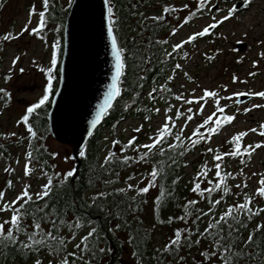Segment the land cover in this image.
Wrapping results in <instances>:
<instances>
[{
	"label": "rangeland",
	"instance_id": "374dc122",
	"mask_svg": "<svg viewBox=\"0 0 264 264\" xmlns=\"http://www.w3.org/2000/svg\"><path fill=\"white\" fill-rule=\"evenodd\" d=\"M68 2L69 0H60L62 6ZM33 5L37 10H40L41 0H9L1 11L0 36L11 32L17 38L10 41L0 40L3 45L0 61V88L9 93L7 97L3 95V100L0 102V140L10 143L6 145V155L0 154V191L5 194L0 200V207L5 202L15 200L25 185L30 186L29 191L35 199L34 194L39 192L47 182V176L44 175L42 169L26 159L28 148L13 144L20 141L22 137L23 125L19 121L25 114L26 108L37 102L43 93L46 81L38 70V66H49L51 45L58 44L55 26L38 34H30L29 31L20 35L26 24L29 29L37 27V15L32 16L31 23L28 24L29 10ZM184 5H187L184 0H150V4L147 3L145 8L144 17L163 14L164 7L179 8ZM214 5H220L221 8L213 12L211 8ZM223 5L224 7H222ZM229 10L232 12L231 17L223 20ZM181 20L183 18H178L176 23L173 20L175 26L171 28L172 33L169 30L165 32L168 35V49L171 53L177 43H180L188 51L186 60L177 58V54L175 55L173 68L169 73V76H173L170 86L175 96L183 95L192 103L174 99L169 105L154 106V110L149 115L145 113L142 115L132 114L126 120L102 130L103 141L100 155L102 158L105 157L107 147L112 151H121L119 148L134 136L137 138L134 144L149 143L148 137L152 136L158 126L164 122L165 110L169 106L172 111H168L167 115L174 121L172 132L177 133L183 129L181 134L189 137L197 125L216 112L218 100L219 105L224 107V113L232 115L234 119L229 126L211 134L208 143L204 144L201 150H195L188 155L189 166L185 172L184 168L182 169V179L185 184H192L196 179L197 169L200 168L201 171V166L204 164H207L209 171L206 177H201L205 180L215 179L214 164L219 162L222 165V173H231V185L234 188L231 201L243 203L244 194H247L252 201L251 204L258 205L260 201L257 197V189L261 187L259 181L264 179V147L251 152V158L247 165L245 164L247 158L244 156L232 157L225 153L235 147L229 142L233 135L240 132L247 133L241 139L240 147L254 146L257 143L264 144V136L260 134L264 132V129L260 128V125L264 124V107H254V105L264 104V98L249 94L264 91V0H248L246 7L239 11H233L231 4H224L221 0L212 1L205 13L193 23L184 25ZM217 21L222 22L217 23L215 27L216 36L210 40H199L194 49H189L188 37ZM173 29H175V33H173ZM235 42H243L247 48L241 53H236L233 46ZM16 57H19V60L13 65L12 61ZM208 57H212V59L209 60ZM177 64L181 67L176 68ZM20 68L24 69L23 73L19 71ZM250 73H255V75H250ZM6 76L11 77L7 82L5 81ZM234 77L238 78L236 82L233 81ZM205 89L216 91L219 96L203 100L197 99L203 95ZM241 93L251 95L252 98L244 104L238 105L237 101ZM225 97H230V99H225ZM157 108L160 109L158 113L155 111ZM189 108L192 109V112H188ZM245 108L249 111L245 112ZM176 109L182 113L179 119L175 117ZM188 115L193 117L191 121H187ZM219 115L220 113L216 112L212 119L218 118ZM145 117L148 119L146 120ZM137 127H141L140 132L134 131ZM251 129H256V131L253 132ZM12 133L16 135H11ZM117 140L120 143L114 145L112 142ZM172 140V138H168L166 142ZM50 144L54 150L60 153L58 162L62 168L71 167L69 160L71 148L55 141H50ZM129 147L133 150L132 146ZM208 148L213 149V152H208ZM215 154L221 155V161L213 160ZM199 158H201V163L196 161ZM26 163L31 169L28 176L24 175ZM240 168H244L241 174ZM5 169H9V171H5ZM137 180H140V177ZM8 181L12 182L11 187H8ZM244 184H247V187H244ZM231 201L226 200L223 205L232 203ZM10 214V210L0 212V223ZM82 232L83 230H78L76 239H71V231L66 227V238L70 239L67 245L68 250L74 248V244L78 242ZM45 254L49 258L48 261L54 259L50 253ZM187 264L196 263L190 259Z\"/></svg>",
	"mask_w": 264,
	"mask_h": 264
},
{
	"label": "trees",
	"instance_id": "16d2710c",
	"mask_svg": "<svg viewBox=\"0 0 264 264\" xmlns=\"http://www.w3.org/2000/svg\"><path fill=\"white\" fill-rule=\"evenodd\" d=\"M49 2L50 10L46 13V26L58 24L62 42V29L68 8H61L59 0H49ZM143 3L147 4L146 0H111L114 9V33L118 46L123 49L122 59L125 61L124 74L119 82L120 95L104 117L101 126L86 142L85 155L81 156L82 164L77 177L73 180L70 177L59 188L55 186L59 184L63 174L67 171L63 172L60 168L57 169L59 167L58 152L50 144L47 121L50 103L47 105L46 111L38 110V113H34L30 118L31 126L37 131V138L31 139L32 158L48 174H53L54 189L53 193L43 201L34 200L30 208L34 210L37 207H44L45 212H55V215L48 219H55L57 225H59L60 218L67 222L77 218L82 219L83 222L91 221V224L85 223V226H88L87 231L91 226L97 228L98 247L111 249L110 253H98L95 257V264H136L138 259L142 261V264H186V261L191 257L202 261L200 252L211 247L213 230L210 229L209 233L204 236L198 234L204 231L210 221L218 219L220 213L227 210V205L237 204L232 201V203H225L222 206L219 203L212 207L213 201L225 202L227 200L225 196L232 192L227 183L228 179L225 183L230 189L229 194H224L222 189H216L211 193L204 191L201 196L191 191L193 184H184L181 172L186 166L185 156L199 148L205 139H201L194 148L189 140L184 139V144L175 151L163 145L165 154H155L154 150L147 163L143 161L137 163L139 154L144 151L139 149L127 155L132 158L127 163L120 159L125 155L118 156L117 153V158H113L111 163H105V160L101 161L99 144L102 129L125 118L129 108L134 104L140 110L146 111V107H142L138 103L140 91L145 88L152 90L155 88L156 91H152V101L166 102L172 96L170 92L159 87L169 68V61L165 57L162 43H158L161 41L158 34L162 24H160V20L153 22L150 17L142 19ZM198 3L199 0L196 1V7ZM203 8L198 9L197 7V11L200 12ZM55 77L54 83L57 87L58 68ZM205 128L207 127H199L203 136L207 137L208 132ZM191 137L197 139L195 136ZM184 148H188L190 151L184 152V155L181 156L179 153ZM52 153H56L55 158L51 155ZM161 164L164 165V171L161 174L164 178L161 181L158 177L157 180L164 185L166 190L162 207L154 204L155 198L159 195V183L150 187L149 192L143 195H138L136 191L130 195L128 193L131 190H127V188L124 193L117 191L121 182L124 183L127 178L139 174L143 175V180L138 187H144L149 179V172L153 167L159 168ZM126 169L129 171L128 174L125 172ZM198 171L200 168L197 169ZM57 172L61 173V177L54 176ZM120 177H123L122 181ZM173 180L177 181L175 185L172 184ZM199 182L202 191L212 187L202 177L199 178ZM214 183L216 182L213 181ZM169 192L171 195H167ZM98 193L104 195L97 196ZM93 196H97L95 204L91 199ZM133 197L135 199H132ZM191 200H195L196 203L188 204ZM261 202V205L257 207L248 205L252 212L259 213L255 216H249L243 211L234 209L233 214L240 221L231 219L229 221L234 228L232 232L234 250H239L242 242L247 239L249 233H253L258 224L264 225V212L260 211L264 209V197ZM185 204H188L190 214L186 219H176V217L184 216L183 206ZM88 205H92V207H88ZM210 207H212L211 211H209ZM201 213H207V215H201ZM43 215L44 213H37V217ZM169 217H172L171 223L167 222ZM25 223L31 225L32 216H28ZM117 224L120 225L119 228H116ZM9 226L5 225V231ZM42 228L45 231H51L52 225L51 223H42ZM109 228H113L114 231L109 232ZM64 229L65 227H61L59 233L56 234L64 236ZM177 230L181 232V240L179 244L173 245L170 241L175 238ZM227 231L225 225L222 235H226ZM157 235H162V244L155 241ZM21 237L24 236L21 235ZM196 239L200 240L199 244L193 243ZM21 240L23 239L21 238ZM254 241L247 251L261 252L264 249V228L254 232ZM165 244H168L170 248L167 253L160 251ZM44 250L49 251L45 248L39 253H21L15 245L0 246V264L16 262L32 264V259L36 256H39L45 264V257L42 255ZM134 251L138 253L137 257L131 255ZM181 257L183 259L185 257V261L181 260ZM240 264H259V261L242 258Z\"/></svg>",
	"mask_w": 264,
	"mask_h": 264
},
{
	"label": "snow or ice",
	"instance_id": "6c2138e0",
	"mask_svg": "<svg viewBox=\"0 0 264 264\" xmlns=\"http://www.w3.org/2000/svg\"><path fill=\"white\" fill-rule=\"evenodd\" d=\"M248 0H245V3H247ZM208 3V0H199V3L197 5L198 9L203 8L204 5ZM104 5V13H103V19L105 21V27L107 32V38L111 45V53L114 60V71L111 76V83L107 86V91L104 94V100L103 102L98 106V110L96 111L95 116L90 121V127L88 129L89 136L92 135V129L95 128L100 120L101 117L107 114V110L111 108L112 101L114 98L120 95V88L118 87V84L120 82V77L124 74V68H125V61L122 59V53L123 49L118 47L117 44V37L114 35V9L111 4V0H103ZM69 6H71V0H69ZM2 7V5H0ZM187 7V5H185ZM50 10V2L49 0H41V9L37 10L35 5H33L29 10V21L28 24L31 23V17L34 15L38 16V22L37 27L29 29L28 25L26 24L25 27L21 30L20 35H22L24 32H29L30 34H38L43 31V29L46 27L47 20H46V13ZM176 9L171 7H164L163 12H174ZM232 12L229 10L228 15L223 17V20H227L231 17ZM164 17L156 16L152 17L153 20H162ZM187 19V18H186ZM222 21H217L216 23L210 24L207 27H204L202 31L196 33V36H204L205 33L209 31V28H215L217 26V23H221ZM173 33H175V29H173ZM17 37L14 36L11 32L4 34L3 36H0V40L2 41H10L13 39H16ZM194 39L193 36L188 37V42L192 41ZM158 43H167V41H159ZM181 44L177 43L173 47V52H175L177 49L181 48ZM58 47L59 45L57 43H53L51 45V56H50V62L48 67H39L38 70L43 74L45 78V84L43 87V93L40 96V98L37 100V102L32 103L30 106L26 108L25 114L21 117L20 123H23L26 127V131L29 134V146H31V139L37 138V131L34 130L33 126H31L30 118L34 113H38V110L43 109L44 111L47 110V105L51 103V96L57 91L55 87V73L58 68ZM167 56H171L172 53H166ZM209 60L212 59V57H208ZM19 60V57H16L13 59L12 64L15 65L17 61ZM176 68H180L181 65L177 64L175 66ZM21 73L24 72L23 68H20L19 70ZM185 75H187L185 73ZM250 75H255V73H250ZM10 76L5 77V81L7 82L10 80ZM168 81H171L173 79V76H168ZM238 78L234 77L233 81L236 82ZM159 87L164 90L170 92L171 89H168L165 87V85L161 84ZM153 92L156 91L155 88L152 90ZM0 93H3L5 97L9 96V93L3 89L0 88ZM254 94L255 96H258L260 98H264V91L256 92V93H249ZM240 95H243L241 93ZM149 98H152V92L148 93ZM219 96V93L216 91H210L205 89L203 91V95L201 97H198L197 99L203 100L205 98H217ZM176 100H183L185 103H192V101L185 98L183 95H176ZM225 99H230V97H225ZM254 107H264V104L262 105H254ZM155 111L158 113L160 109H155ZM166 115L164 122L158 126L155 133L152 136H149V143L145 144H134V141L137 139L135 136L132 137L127 141L125 145L121 147V151H124L125 148L132 146L133 150L135 151L137 148L144 149L143 152L139 154V158L137 160V163L143 161L145 163L148 162L150 156L154 153L158 155H164L165 154V148L163 145L168 140L169 136H174V142H169L167 144L168 149H171L175 151L177 148L181 147L184 144V139L181 135L183 132V129H180L179 132L173 133L172 128L174 126L173 118L167 115L168 111H172L171 106H169L166 110ZM245 112L249 111V109L245 108ZM188 112H192V109L189 108ZM216 112L221 114V119H218L215 121L216 127L213 128L209 121L212 120L213 116L216 115ZM216 112H214L212 115L208 116L206 119L203 120V124L200 125V127L208 126V132L209 134L217 131L220 128L221 121L223 122H231L234 117L232 115H225L224 114V107H221L219 105V101L217 100V106H216ZM182 116V113L179 109L175 110V117L179 119ZM192 116L188 115L186 117L187 121L192 120ZM147 120L148 117H145ZM261 129H264V124L260 125ZM135 132H140L141 127H137L134 129ZM251 131L255 132L256 129H251ZM262 136H264V132L260 133ZM11 135H16L15 133H12ZM246 132H240L238 134H235L231 137L230 144L235 145V147L230 151L225 153V155H230L232 157H238L243 152L244 154L250 155L251 152H254L256 149H259L261 147H264V144L257 143L254 146L249 145L248 147H244L241 149L240 147V141L241 139L246 136ZM192 136L197 137V139H192V137H187L186 139L189 140L193 148L200 142L201 139H207V137H204L201 133L200 129L197 128L193 131ZM114 145L120 143L118 140L112 142ZM190 151L188 148H184L183 151H181L179 154L182 156L184 155V152ZM208 152H213V149L208 148ZM53 158H55L56 153L51 154ZM80 155L83 157L85 155V150L81 148ZM32 158V153L27 152L26 153V159L30 160ZM113 158L116 157V153L109 151L107 156L105 157V163H111ZM124 163H127L131 157L125 155L124 157L120 158ZM222 157L220 154H215L213 156L214 161H221ZM103 167V165H101ZM214 167L216 169L215 177L217 178L216 183L213 184V180L209 178L207 180V183L209 185H212L211 188L201 190V185L199 182V178L201 176H207L208 175V167L207 164H204L201 166V171H198L196 173V179L193 182V187L191 191L194 193H198L199 195H203L204 191H207L211 193L212 191L216 189H222V192L224 194H229L230 189L225 183V181L231 177V173H222L221 163L217 162L214 164ZM5 171H9V169H5ZM31 169L29 168L28 163L25 164L24 168V175L28 176L30 174ZM164 171V165L161 164L159 168L153 167L152 170L149 172V179L147 180V183L144 187H136L135 185L128 184L127 190H135L138 195L147 194L149 192L150 187L156 186L159 183V195L155 198L154 204H158L161 207L163 206V202L166 195L165 187L162 183H160L157 178L160 177V180H163V176L161 175ZM44 175L47 176L46 173ZM54 176L61 177V173H55ZM73 176V172L71 170L67 171L63 174L62 178L59 181V184L56 185V188H59L62 186L70 177ZM128 179H132V177H129ZM179 179V178H177ZM176 180L172 181V184H176ZM261 187L257 189V195L259 197H264V179H261L259 181ZM12 186V182L8 181V187ZM244 187H247V184L243 185ZM29 185H25L24 189L21 191L19 195H17L16 199L11 202H5L2 207H0V212L4 211H11L10 220H5L3 223H0V246L3 247H9L15 245L17 249L21 253H39L42 249H49L50 254L54 256V259H51L48 261V264H95V257L99 254L104 253H110L111 249H106L104 247H98V230L95 226H91L86 234L79 236L78 242L74 244V251L68 252L67 251V244L69 243L68 240L64 238V236L57 235L56 233H59L61 227H67L71 231V239H76L78 230H81L83 227H85V223L91 224V221L83 222L82 219L77 218L74 219L72 222H67L63 218H60L59 225H57L55 219L49 220V217H53L55 215V212H45L44 207H37L34 210L30 208L31 203H34L33 200V194L29 191ZM237 187H240V185H237ZM53 176H47V182L42 186L41 190L39 192H36L35 199L43 201L46 197H49L53 193ZM119 193H124L125 189L120 188L117 190ZM4 192L0 191V200L4 197ZM103 193H98L97 196H103ZM111 195V193H109ZM167 195H171V193H167ZM97 196H93L91 199L93 201V204H95L97 200ZM132 199H135L134 197ZM251 199L247 194H244V202L238 203L235 205H227V210L222 211L219 215V218L210 221L207 226L205 227L204 231L199 233V236H204L205 234L209 233V230L212 229L213 233L211 234V247L207 250H203L200 252V256L203 258L201 261V264H240V260L242 258L249 260V261H259V264H264V249L261 250V252H249L247 249L255 242L254 241V232L260 231L262 228H264V225H257L256 228L253 230V233H249L246 240L242 242V246L239 248V250H234L235 245L232 241V232L234 231L233 224L230 223L231 220H235L237 222L238 218L235 216L234 209L237 211H243L249 216H255L259 213H254L252 210L248 207V205L251 203ZM195 200H191L188 202V204H195ZM220 203L219 200H215L212 203V207H215ZM188 204H185L183 206L184 208V216L183 217H176V219H186L187 216L190 214L188 209ZM15 205V207H13ZM88 207H92V205H88ZM212 207L209 208V211L212 210ZM261 212H264V209L260 210ZM37 213H44L43 216L37 217ZM201 215H207V213H201ZM28 216H32V223L31 225L25 223ZM197 219H199V216H197ZM163 222V221H162ZM168 223L172 222V217H169L167 220ZM42 223H51L52 230L51 231H45L44 228H42ZM5 225H10L7 227L5 231ZM225 225L228 229L226 235H222L225 231ZM120 225L117 224L116 228H119ZM109 232H113V228L108 229ZM23 235L25 239L21 240L19 237ZM129 240H131V237H129ZM181 240V232L177 230L175 232V238L170 241L171 244L176 245L179 244ZM193 243L199 244L200 240L196 239L193 241ZM160 251L167 253L170 251L169 245L165 244ZM63 253V255H61ZM131 255L133 257H137V252H132ZM181 260H183V257H181ZM32 264H43L42 260L39 258V256H36L32 259ZM136 264H142L141 260H137Z\"/></svg>",
	"mask_w": 264,
	"mask_h": 264
},
{
	"label": "water",
	"instance_id": "95a60500",
	"mask_svg": "<svg viewBox=\"0 0 264 264\" xmlns=\"http://www.w3.org/2000/svg\"><path fill=\"white\" fill-rule=\"evenodd\" d=\"M103 13V0H73L65 22L59 85L47 118L52 137L73 146L74 158L90 137V121L104 100L114 71Z\"/></svg>",
	"mask_w": 264,
	"mask_h": 264
},
{
	"label": "bare ground",
	"instance_id": "6f19581e",
	"mask_svg": "<svg viewBox=\"0 0 264 264\" xmlns=\"http://www.w3.org/2000/svg\"><path fill=\"white\" fill-rule=\"evenodd\" d=\"M142 6H143V10H144V11H142V19H145V17H144L145 16V13H146V9L145 8L147 7V4H144L143 3ZM114 35H115V33H114ZM58 45H59V58H60V62H62L64 45H63V43L61 41H58Z\"/></svg>",
	"mask_w": 264,
	"mask_h": 264
}]
</instances>
